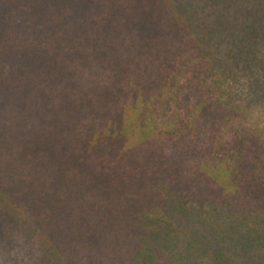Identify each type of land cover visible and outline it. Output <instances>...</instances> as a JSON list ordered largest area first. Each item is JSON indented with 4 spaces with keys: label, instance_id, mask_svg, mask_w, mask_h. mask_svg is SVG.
Segmentation results:
<instances>
[{
    "label": "trees",
    "instance_id": "1",
    "mask_svg": "<svg viewBox=\"0 0 264 264\" xmlns=\"http://www.w3.org/2000/svg\"><path fill=\"white\" fill-rule=\"evenodd\" d=\"M0 264H264V0H0Z\"/></svg>",
    "mask_w": 264,
    "mask_h": 264
}]
</instances>
